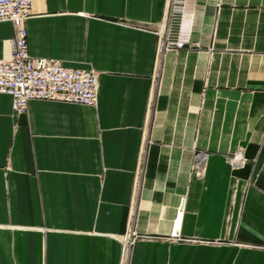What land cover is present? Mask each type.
Masks as SVG:
<instances>
[{
    "label": "crops",
    "instance_id": "1",
    "mask_svg": "<svg viewBox=\"0 0 264 264\" xmlns=\"http://www.w3.org/2000/svg\"><path fill=\"white\" fill-rule=\"evenodd\" d=\"M167 3L32 0L30 55L95 71L98 104L0 94V264H119L130 219V264H264V0H189L158 56Z\"/></svg>",
    "mask_w": 264,
    "mask_h": 264
},
{
    "label": "built area",
    "instance_id": "2",
    "mask_svg": "<svg viewBox=\"0 0 264 264\" xmlns=\"http://www.w3.org/2000/svg\"><path fill=\"white\" fill-rule=\"evenodd\" d=\"M188 4L189 0H168L156 31L158 56L192 46L195 14ZM31 16L32 0H0V22L14 26L11 57L0 60V94L11 96L12 109L20 115L26 114L34 100L95 107L99 94V76L95 71L67 68L60 61L30 55L27 22ZM130 224L131 219L128 229ZM128 229L121 242L120 264H124L130 245L135 244Z\"/></svg>",
    "mask_w": 264,
    "mask_h": 264
},
{
    "label": "rangeland",
    "instance_id": "3",
    "mask_svg": "<svg viewBox=\"0 0 264 264\" xmlns=\"http://www.w3.org/2000/svg\"><path fill=\"white\" fill-rule=\"evenodd\" d=\"M127 229H128V227H127ZM128 230H129L130 234H132L131 236L133 237L134 243L136 244V242L142 238V235L139 234V233L136 231V228L134 227L132 221H131V224H130ZM126 232H127V230H126ZM126 232H125V234H126ZM125 234H124V235L122 236V238L120 239L121 249H122V243H121V242L123 241V238H124ZM134 243H133V244H134ZM135 244H134V245H130L129 252L127 253V255H126V257H125V260H124V264H130L131 256H132V252H133V249H134ZM120 262H121V255H120V261H119V264H120Z\"/></svg>",
    "mask_w": 264,
    "mask_h": 264
},
{
    "label": "bare ground",
    "instance_id": "4",
    "mask_svg": "<svg viewBox=\"0 0 264 264\" xmlns=\"http://www.w3.org/2000/svg\"><path fill=\"white\" fill-rule=\"evenodd\" d=\"M180 221V220H179ZM179 224V223H178ZM179 228V227H178ZM177 231V230H176Z\"/></svg>",
    "mask_w": 264,
    "mask_h": 264
}]
</instances>
